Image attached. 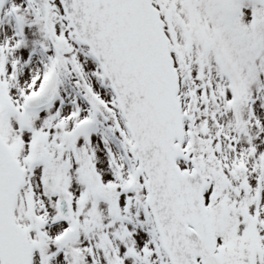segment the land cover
Returning a JSON list of instances; mask_svg holds the SVG:
<instances>
[{
  "label": "snow or ice",
  "instance_id": "obj_1",
  "mask_svg": "<svg viewBox=\"0 0 264 264\" xmlns=\"http://www.w3.org/2000/svg\"><path fill=\"white\" fill-rule=\"evenodd\" d=\"M0 264H264V0H0Z\"/></svg>",
  "mask_w": 264,
  "mask_h": 264
}]
</instances>
